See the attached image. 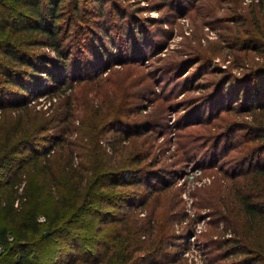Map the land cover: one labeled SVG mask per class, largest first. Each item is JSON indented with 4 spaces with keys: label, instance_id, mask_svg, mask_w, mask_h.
Listing matches in <instances>:
<instances>
[{
    "label": "trees",
    "instance_id": "obj_1",
    "mask_svg": "<svg viewBox=\"0 0 264 264\" xmlns=\"http://www.w3.org/2000/svg\"><path fill=\"white\" fill-rule=\"evenodd\" d=\"M130 1L0 0L3 264H191L176 248L181 235L175 226L186 212L183 199L171 194L179 195L180 189L169 180L162 158L136 151L138 141L152 135L151 129L120 118L133 110L131 100L117 108L96 103L93 116L83 122L89 129L74 128L80 119L77 86L88 90L95 82L106 85L117 61L140 54L130 39L143 30L127 27L135 19ZM171 1L158 0L159 9ZM223 1L236 7L228 20L240 22L244 7L239 0ZM259 4L264 11V0ZM252 23L260 29L258 17H252ZM240 40H232L230 47L260 51L264 58V46L255 39ZM195 57L196 63L207 60L201 54ZM261 63L233 79L238 101L242 95L248 103L230 108L243 117L231 130L241 134L225 155L242 158V166L231 172L220 168L229 180L226 189L223 181L219 187L213 181V194L225 204L215 199L209 204L219 215L224 207L233 214L222 220L224 228L232 227L235 233L223 240L225 250L215 262L264 264V80L244 97L250 79L264 77ZM68 90L74 92L65 97ZM102 94L95 90L94 98ZM118 122L123 125L116 129ZM112 130V136L104 137ZM56 150L65 160V181L54 168ZM190 228L184 227V233Z\"/></svg>",
    "mask_w": 264,
    "mask_h": 264
},
{
    "label": "rangeland",
    "instance_id": "obj_2",
    "mask_svg": "<svg viewBox=\"0 0 264 264\" xmlns=\"http://www.w3.org/2000/svg\"><path fill=\"white\" fill-rule=\"evenodd\" d=\"M182 1L173 0L162 10L158 0L129 2L135 19L127 23V27L132 32L134 26L143 30L142 35L137 31L130 39L133 47L140 49V54L122 57L124 63L117 61L106 85L95 82L88 90L83 85L77 86L80 119L74 128H78V132L89 129L83 122L93 116L96 103H103L106 108L113 104L117 108L131 100L133 110L124 113L121 120L143 123L152 134L138 141L136 151L152 152L162 158L161 165L169 180H174V187L180 189L179 195L178 192L171 194L175 199L178 196L183 199L186 212V216L180 214L175 226L176 233L181 235L176 240L180 255L187 257L191 264H227L229 261L215 262V258L225 250L223 240L235 235L232 227L224 228L226 222L222 220L233 214L224 207V213L219 215L208 200L225 204L224 199L213 194L212 185L215 182L219 187L223 181L226 189L229 180L220 168L231 172L242 166V158L225 155L229 143L241 134L231 130L243 117L230 108L248 103L242 95V100L238 101L235 96L238 85L233 79L264 61L260 51L246 53L230 46L232 40L242 41L248 37L255 39L260 47L264 46V11L260 0H239L244 7V17L234 23L228 20L236 8L234 4L223 0H184V7L179 9ZM93 14L91 16L97 17ZM252 17L260 19V29L253 25ZM118 50L116 44L114 51ZM198 54L207 60L196 63L193 58ZM263 80V76L251 78L244 97L248 89L256 88L257 84L261 86ZM100 89L103 94L94 98L95 90ZM73 92L68 90L65 97ZM136 105L138 110H134ZM47 106L48 102L43 108ZM149 122L153 125H148ZM122 125L118 122L115 128ZM113 134L114 130L105 131L104 137ZM77 136L75 133L72 138L76 140ZM42 142L41 145L52 144ZM129 149L132 152L133 148ZM53 158L57 175L65 181L61 150H56ZM203 198L205 201L201 203ZM187 225L191 228L184 233ZM162 258L164 256L159 257Z\"/></svg>",
    "mask_w": 264,
    "mask_h": 264
},
{
    "label": "built area",
    "instance_id": "obj_3",
    "mask_svg": "<svg viewBox=\"0 0 264 264\" xmlns=\"http://www.w3.org/2000/svg\"><path fill=\"white\" fill-rule=\"evenodd\" d=\"M42 221H44V218H41ZM4 248L3 246L0 244V254L3 252ZM0 264H3L1 261H0Z\"/></svg>",
    "mask_w": 264,
    "mask_h": 264
}]
</instances>
